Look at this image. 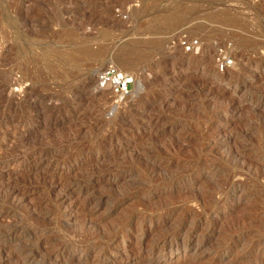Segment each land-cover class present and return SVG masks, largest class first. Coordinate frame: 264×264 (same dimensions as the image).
<instances>
[{"label":"rangeland","instance_id":"1","mask_svg":"<svg viewBox=\"0 0 264 264\" xmlns=\"http://www.w3.org/2000/svg\"><path fill=\"white\" fill-rule=\"evenodd\" d=\"M83 42L100 61L69 60ZM121 46L114 96L95 73ZM0 120V264H264V0H0Z\"/></svg>","mask_w":264,"mask_h":264},{"label":"bare ground","instance_id":"2","mask_svg":"<svg viewBox=\"0 0 264 264\" xmlns=\"http://www.w3.org/2000/svg\"><path fill=\"white\" fill-rule=\"evenodd\" d=\"M222 15H225V16H222ZM175 16V19H173V20H176V16L177 15H174ZM203 16V15H202ZM171 17H173V16H171ZM179 17V16H178ZM178 17H177V19H178ZM208 17H209V21H213V20H215V22H216V20H218V22L219 21H222V22H220V23H225V24H229L230 26L231 25H233V24H237L239 21L237 20V17H235V16H233L230 12H228V11H222V12H219V13H215V14H211V15H208ZM208 17H206V19L208 18ZM214 18V19H213ZM171 19V21H173ZM170 20V19H169ZM167 22V21H166ZM169 22V21H168ZM167 22V23H168ZM172 22H170V24H171ZM222 24V25H223ZM248 24V23H247ZM246 25V24H245ZM204 27V25H200V26H198V28L200 29V27ZM201 27V28H202ZM233 27V26H232ZM205 29H206V27H205ZM200 31H201V29H200ZM202 31H204V30H202ZM147 34V33H146ZM138 42H140L139 40H132L131 42H130V44H132V45H134V46H136V44L138 43ZM139 44V43H138ZM241 46V45H240ZM103 47V46H102ZM100 45H97V46H92V44L91 43H89V42H83V43H81V44H79L77 47H76V49H75V51H74V53L71 55V57H70V59L69 60H71V61H74L79 55L81 56V55H86V56H89V57H92V58H90V59H92V60H94L93 62H98V61H100L99 59L101 58L100 56V54L105 50V48H104V50H103V48H102ZM160 47V46H159ZM202 47V46H201ZM248 47V46H247ZM155 48H157V47H155ZM262 48V47H261ZM103 50V51H102ZM208 50H209V48H202V50H201V52L200 53H198V55H192V56H187V57H185V55L184 54H181L182 56H180L181 57V59L180 60H178V58H176V56H177V53H175V52H172L173 54H171V56L170 57H172L171 59H173V61H175V62H177L178 63V65L179 66H183L184 64H186L188 67H196V66H198V65H200V64H207V62H208V57L210 56H208ZM184 51V50H183ZM210 51V50H209ZM119 52H120V55H119ZM130 50L129 49H125V46H121L120 48H119V50H118V52H117V54H116V58H117V60H118V63H116L117 65H119V67H121L122 68V70H124L123 68H129L128 70H129V72H132L131 71V67H133L134 66V64H135V62H136V60L135 59H133L132 57H131V55H129L130 53ZM175 53V54H174ZM263 53V52H262ZM206 54V55H205ZM247 54V53H246ZM100 55V56H99ZM114 56V55H113ZM153 56V55H152ZM156 56V55H155ZM203 56H205V57H203ZM211 57V56H210ZM79 58V57H78ZM175 58H176V60H175ZM170 60V59H169ZM75 61H77V60H75ZM172 61V62H173ZM261 61V60H260ZM92 62V63H93ZM96 64V63H95ZM257 64V63H256ZM92 65V64H91ZM133 65V66H132ZM204 65V66H205ZM201 66V65H200ZM206 67H207V65H206ZM40 68V67H39ZM173 68V67H172ZM244 69V68H243ZM36 71V70H35ZM128 72V71H127ZM250 72V71H249ZM37 73V72H36ZM212 76L213 77H218V79L219 78H221L222 79V75L220 74H216V73H212ZM238 76V75H237ZM187 78V77H186ZM234 79V78H233ZM137 80V79H136ZM185 80V76H182V75H177L176 77H173V78H166L165 79V81L166 82H172L173 83V91H175V92H178V91H180V92H182L181 90H178V89H180V86H181V89H182V85H183V81ZM204 83V82H203ZM205 84V83H204ZM101 89V88H100ZM209 89V88H208ZM211 89H212V87H211ZM143 98V97H142ZM163 99H165V98H163ZM157 101V100H156ZM141 102V101H140ZM170 104V100L169 99H166V100H162L161 99V101L159 102V105L161 106V108L159 109V110H162V108L164 109L166 106H168ZM143 105V104H142ZM158 105V106H159ZM157 106V105H156ZM147 108V107H146ZM145 108V109H146ZM153 108V107H152ZM159 108V107H158ZM164 111V110H163ZM163 111H160V113H163ZM143 113V112H142ZM149 113V112H148ZM158 111H157V113H152V114H148V115H142L143 116V118L146 120V124H145V129H144V131H145V134H146V132L147 133H149L150 131L151 132H157V130H155L156 129V125L158 124V122L161 120V117H162V115L160 114ZM139 114V113H138ZM145 114V113H144ZM141 115V114H140ZM141 116V117H142ZM20 119V118H19ZM1 121V120H0ZM17 121V120H16ZM21 121V120H20ZM1 122H3V124H6L7 126H12V124H14V122H15V119H11V118H5V119H3ZM0 122V123H1ZM19 122V121H18ZM15 125H17V124H15ZM19 125V124H18ZM1 127V126H0ZM17 129V128H16ZM22 130V129H21ZM79 130V129H78ZM76 131V130H75ZM8 134H6V132H5V136H7ZM1 136V135H0ZM216 139V138H215ZM204 146V145H203ZM171 147H169V145L168 146H166V148L165 149H167V150H169ZM124 148H120V147H112L111 149H109L108 151H116V150H123ZM199 150H201V149H199ZM8 152V151H7ZM56 153V151H28V156L29 155H32L33 157L34 156H38L39 158L41 157H45V158H48V157H52L54 154ZM9 154V153H8ZM26 155V154H25ZM229 156H231V155H229ZM4 157V156H3ZM6 157V156H5ZM4 157V158H5ZM234 157V156H233ZM1 158V157H0ZM3 158V159H4ZM149 159H151V160H156V157H154V156H150V157H148ZM2 159V158H1ZM26 159V158H25ZM52 159V158H51ZM86 159V158H85ZM87 160H89V158L87 157ZM48 162V161H47ZM146 166V165H145ZM154 167V166H153ZM215 170V169H214ZM148 171V170H147ZM199 171V170H198ZM205 171V170H204ZM144 172H145V170H144ZM149 172V171H148ZM143 173V172H142ZM189 173V172H188ZM200 173H203V171H199V173H197V174H200ZM176 174H178V173H176ZM182 174H183V172H182ZM90 176V175H89ZM196 177V176H195ZM90 179V178H89ZM169 180V179H168ZM82 182V181H81ZM28 183H30V182H28ZM167 184V183H166ZM213 185H215V184H213ZM227 185V184H226ZM241 185L239 184V185H234V190L236 189V188H238V187H240ZM14 188V191L15 190H17V189H19L20 187H13ZM22 188V187H21ZM127 189V188H126ZM215 189H217V188H215ZM223 190V189H222ZM221 190V191H222ZM14 191H13V193H14ZM192 191V190H191ZM209 192V191H208ZM216 192V191H215ZM5 193V192H4ZM7 193V192H6ZM13 193L12 192H9V193H7V194H4L1 198H0V202L2 201H6V200H8L9 198H11V197H13ZM216 194H217V192H216ZM190 195V194H189ZM213 196V195H212ZM211 197V196H210ZM215 197V196H214ZM208 198V197H207ZM227 198V197H226ZM86 199V198H85ZM169 199V198H168ZM11 200V199H10ZM13 200V199H12ZM87 202H89V201H91V197H88L87 198V200H86ZM194 201V200H193ZM92 202V201H91ZM4 203V202H3ZM8 203V202H7ZM143 203V202H142ZM90 204V203H89ZM164 205V204H163ZM248 206V205H247ZM130 210V209H129ZM158 210V209H157ZM157 210H155V211H157ZM263 210V209H262ZM162 212V211H161ZM161 212H159V213H161ZM164 212H165V210H164ZM173 212V211H172ZM171 212V213H172ZM138 215V214H137ZM251 215V214H250ZM261 216V215H260ZM155 217V216H154ZM264 217V216H263ZM130 218V217H129ZM133 219V218H132ZM161 219V218H160ZM263 219V218H262ZM116 220V219H115ZM137 222V221H136ZM250 222V221H249ZM122 223V222H121ZM130 223V222H129ZM187 223V222H186ZM251 224V223H250ZM93 226H94V224H93ZM138 226V225H137ZM260 227V226H259ZM139 228V227H138ZM8 230H9V236L8 237H10V236H13L14 234H16V231H14L13 230V228L11 227H9L8 228ZM254 230V229H253ZM6 231V230H5ZM80 231V230H79ZM85 233V232H84ZM116 234V233H115ZM94 235V234H93ZM100 235V234H99ZM17 236V235H16ZM81 236V235H80ZM165 238L166 237H168V235L167 236H164ZM7 238V237H6ZM14 238V237H13ZM15 238H17V237H15ZM88 239H89V237H88ZM77 240V239H76ZM88 241V240H87ZM80 242V241H79ZM95 243V242H94ZM70 244V243H69ZM27 249L26 248H23V247H20L18 250H17V254H20V253H22V252H24V251H26ZM98 253V252H97ZM20 256V255H19ZM49 259H50V257H45V258H43L42 260H41V263L39 262H36V260L33 258V259H29L27 262H26V264H47L48 263V261H49ZM134 264V263H133Z\"/></svg>","mask_w":264,"mask_h":264},{"label":"built area","instance_id":"3","mask_svg":"<svg viewBox=\"0 0 264 264\" xmlns=\"http://www.w3.org/2000/svg\"><path fill=\"white\" fill-rule=\"evenodd\" d=\"M95 81L97 87L107 90L111 95L123 96L131 91L136 77L131 72L123 71L113 62H107L97 69Z\"/></svg>","mask_w":264,"mask_h":264}]
</instances>
